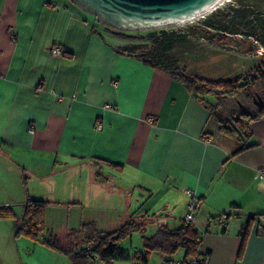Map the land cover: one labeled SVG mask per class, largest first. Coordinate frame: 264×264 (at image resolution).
<instances>
[{
	"label": "crops",
	"instance_id": "obj_1",
	"mask_svg": "<svg viewBox=\"0 0 264 264\" xmlns=\"http://www.w3.org/2000/svg\"><path fill=\"white\" fill-rule=\"evenodd\" d=\"M106 28L70 0H0V158L23 170L89 169L70 185L106 232L138 210L175 229L191 192L208 264H264L257 221L238 259L241 228L264 214V117L249 125L250 148L231 157L238 142L219 134L204 105L165 72L118 54L129 42ZM97 167L117 181L98 182Z\"/></svg>",
	"mask_w": 264,
	"mask_h": 264
},
{
	"label": "trees",
	"instance_id": "obj_2",
	"mask_svg": "<svg viewBox=\"0 0 264 264\" xmlns=\"http://www.w3.org/2000/svg\"><path fill=\"white\" fill-rule=\"evenodd\" d=\"M233 13L236 18H239V25L241 24L240 26L247 30L245 35L248 38H257L256 40L261 41L264 45V35L254 32V30H263L264 32V22L261 21L259 25H253L252 21L247 20V11H241V9H233ZM214 15L215 12L209 18L204 19L203 25L217 31L216 34L218 32L238 34L237 26L230 31L227 26H217L210 19ZM231 21L232 19H230ZM106 29L114 36L129 42L114 49L118 54L136 59L147 66L165 72L173 80L181 83L192 97L204 105L211 118L217 123L219 134L238 142V150L231 157L250 148L246 145V139L249 137V125L264 117V54L259 55L261 56L260 64L243 77L227 81H209L190 76L186 68L181 66L172 54L175 45L182 42L185 35L176 31L133 34L108 27ZM209 96H212L214 101L209 100L207 98ZM259 99L262 104L255 105ZM206 135L203 136L206 137ZM95 163L120 169L118 165L107 161L99 160ZM97 169L99 168L97 167ZM96 179L100 183L106 180L100 172L96 173ZM51 203L62 204L61 202L28 200L23 206V214L19 220L15 237L25 236L33 241H38L39 237L46 232V213ZM13 218H15V214L12 207L0 206V219ZM260 218H264V214L250 216L241 228L238 259L245 251L253 224L257 221L258 232L264 231V225L259 221ZM152 223L153 221H149L146 214H141L138 210L114 231L106 232L100 230L94 222H86L82 223L78 229H70L62 235L50 233L42 243L55 253L66 257L71 264H113L114 261L128 259L132 260L134 264H148L153 253L171 258L179 250H182L184 255L177 264H186L189 258L196 256L208 258L207 253L200 251L201 237L195 223L183 220L180 226L175 229L160 225L153 235L147 236L148 227ZM135 233L141 235L142 249L130 255L129 251L123 248L122 242L132 238ZM166 262L173 264L171 260Z\"/></svg>",
	"mask_w": 264,
	"mask_h": 264
},
{
	"label": "rangeland",
	"instance_id": "obj_3",
	"mask_svg": "<svg viewBox=\"0 0 264 264\" xmlns=\"http://www.w3.org/2000/svg\"><path fill=\"white\" fill-rule=\"evenodd\" d=\"M233 9L247 11V20L252 21L253 25L264 22V0H229L213 12L190 22L126 32L147 34L153 31H176L181 33L185 35V38L175 45L172 54L180 65L186 68L190 76L209 81L235 80L248 74L260 64L261 56L257 53H264V45L256 40L257 38H248L245 35L247 30L240 26L241 24L239 25V18L235 17ZM214 12L215 15L210 18L212 22L217 26H227L229 31L237 26L238 34L229 32L216 34L217 31L204 26L202 21ZM230 19H232L231 22ZM100 27L103 29L105 25L100 22ZM254 32L264 35L263 30H254ZM122 41L124 44L127 42L123 39ZM235 47L239 51L233 49ZM228 51L240 54L234 56L235 59L232 60L226 56ZM207 98L214 101L212 96ZM26 168L23 170L22 166L15 161L0 158V206L12 207L15 214L13 219H0V264H71L66 257L44 246L42 241L50 233L62 235L70 229H78L82 223L89 222L92 214L90 205L86 203L87 200H83L82 195L76 193L77 189L70 185L71 182L76 183L86 179L89 169L57 166L51 171V165L42 168ZM97 172L104 176L108 172L111 173L105 168L103 170L95 168L94 173ZM107 176L110 181L111 178L117 181L116 175L108 174ZM111 183L109 188L115 187L113 184L111 186ZM70 192L72 194H69ZM28 200L62 203L60 205L51 203L48 207L45 219L46 232L39 237L38 241L25 236L15 237L23 214V206ZM67 202H82V204L70 206L66 204ZM93 206L94 204L90 207ZM157 228L158 224L153 222L149 225L146 235H153ZM108 230L111 232L112 229ZM122 246L130 251L141 250V235L135 233L132 238L123 241ZM183 255L182 250L171 258L153 253L148 264H169L167 260L177 264L182 260ZM116 263L131 262L118 260Z\"/></svg>",
	"mask_w": 264,
	"mask_h": 264
},
{
	"label": "water",
	"instance_id": "obj_4",
	"mask_svg": "<svg viewBox=\"0 0 264 264\" xmlns=\"http://www.w3.org/2000/svg\"><path fill=\"white\" fill-rule=\"evenodd\" d=\"M106 27L135 31L193 19L220 0H70ZM262 101L255 102L261 105Z\"/></svg>",
	"mask_w": 264,
	"mask_h": 264
},
{
	"label": "built area",
	"instance_id": "obj_5",
	"mask_svg": "<svg viewBox=\"0 0 264 264\" xmlns=\"http://www.w3.org/2000/svg\"><path fill=\"white\" fill-rule=\"evenodd\" d=\"M50 52L52 55H56V56L62 54V51L57 47H52ZM263 54L264 53H259V55H263ZM149 121L153 122L154 119L150 118ZM30 130L32 131V127L30 128ZM187 195L189 197V204L187 206V212L185 214L184 220L187 222L195 223V220H196L195 213L199 208V202L195 198L193 193L187 192ZM186 264H208V260H207V258H203L201 256H196V257L189 258L186 261Z\"/></svg>",
	"mask_w": 264,
	"mask_h": 264
},
{
	"label": "bare ground",
	"instance_id": "obj_6",
	"mask_svg": "<svg viewBox=\"0 0 264 264\" xmlns=\"http://www.w3.org/2000/svg\"><path fill=\"white\" fill-rule=\"evenodd\" d=\"M229 0H220L212 9H210V10H208V11H206L205 13H203V14H201V15H199V16H197V17H195V18H193V19H190V20H187V21H184V22H180V23H178V24H183V23H186V22H190V21H192V20H194V19H196V18H199V17H202V16H204V15H207V14H209L210 12H212L213 10H215L216 8H218V7H220V6H222V5H224L225 3H227Z\"/></svg>",
	"mask_w": 264,
	"mask_h": 264
}]
</instances>
